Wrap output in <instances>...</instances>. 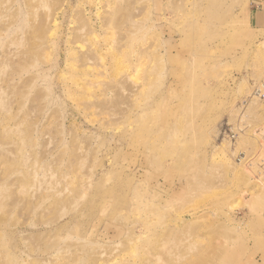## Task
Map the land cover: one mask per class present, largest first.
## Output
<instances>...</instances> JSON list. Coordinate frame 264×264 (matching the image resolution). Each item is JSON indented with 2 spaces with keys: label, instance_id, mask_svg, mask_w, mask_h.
I'll list each match as a JSON object with an SVG mask.
<instances>
[{
  "label": "rangeland",
  "instance_id": "374dc122",
  "mask_svg": "<svg viewBox=\"0 0 264 264\" xmlns=\"http://www.w3.org/2000/svg\"><path fill=\"white\" fill-rule=\"evenodd\" d=\"M263 182L264 0H0V264H264Z\"/></svg>",
  "mask_w": 264,
  "mask_h": 264
},
{
  "label": "bare ground",
  "instance_id": "6f19581e",
  "mask_svg": "<svg viewBox=\"0 0 264 264\" xmlns=\"http://www.w3.org/2000/svg\"><path fill=\"white\" fill-rule=\"evenodd\" d=\"M252 94H254L253 96H255V97H260V96H262L263 95V93H260V89H258L257 87L253 90V93H251V95ZM254 99V98H253ZM236 128V127H235ZM234 129V128H233ZM232 131V130H231ZM227 136L229 137V138H234L235 136H233L232 137V135L231 134H227ZM226 146V145H225ZM244 155V154H243ZM243 158V157H242ZM236 159V158H235ZM251 159H253V158H251ZM241 161V158L239 157V158H237V162L239 163ZM255 162V161H254ZM252 164V163H251ZM253 165V164H252ZM264 184V182L262 183V185ZM264 186V185H263ZM248 193V192H247ZM247 193H243V195L245 196V197H249V196H247Z\"/></svg>",
  "mask_w": 264,
  "mask_h": 264
},
{
  "label": "built area",
  "instance_id": "2783aa9c",
  "mask_svg": "<svg viewBox=\"0 0 264 264\" xmlns=\"http://www.w3.org/2000/svg\"><path fill=\"white\" fill-rule=\"evenodd\" d=\"M230 132H231V130H229V132H228V133H229V134H231V135H232V137H233V136H235V133H234V132H232V133H230ZM228 133H227V134H228Z\"/></svg>",
  "mask_w": 264,
  "mask_h": 264
}]
</instances>
